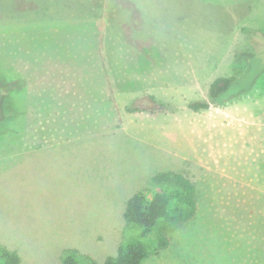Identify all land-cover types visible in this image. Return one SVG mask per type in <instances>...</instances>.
I'll return each instance as SVG.
<instances>
[{"label":"rangeland","instance_id":"374dc122","mask_svg":"<svg viewBox=\"0 0 264 264\" xmlns=\"http://www.w3.org/2000/svg\"><path fill=\"white\" fill-rule=\"evenodd\" d=\"M108 1L0 0V246L19 264H104L139 237L128 199L172 171L196 215L141 264H264V0Z\"/></svg>","mask_w":264,"mask_h":264},{"label":"trees","instance_id":"16d2710c","mask_svg":"<svg viewBox=\"0 0 264 264\" xmlns=\"http://www.w3.org/2000/svg\"><path fill=\"white\" fill-rule=\"evenodd\" d=\"M231 82L229 78L220 77L210 83L208 90L213 103H220L219 97L228 91ZM152 99L149 96V100ZM209 105L206 101H196L189 103L188 108L198 111L209 108ZM125 111L146 110L139 106H128L125 107ZM148 186L128 199L122 213L126 225L137 230L139 237L119 246L117 254L106 257L104 264H141L148 256L156 255L169 246L166 235L168 231L195 217L197 211L195 188L183 175L172 171L161 172L151 178ZM150 187L155 190L151 191ZM147 238L155 240V247L152 250H148L146 243L143 242ZM19 263L20 257L16 251L0 246V264ZM62 264H94V261L87 255L71 250L65 255Z\"/></svg>","mask_w":264,"mask_h":264},{"label":"crops","instance_id":"0c3cea01","mask_svg":"<svg viewBox=\"0 0 264 264\" xmlns=\"http://www.w3.org/2000/svg\"><path fill=\"white\" fill-rule=\"evenodd\" d=\"M127 2H130L128 0H126ZM179 3H178V2ZM189 1H192V3H210V4H216V5H224V6H228V5H236L237 8H247V6L250 5L251 7V3L250 0H189ZM189 1L188 0H169V4H174V3H178V4H189ZM16 2L17 0H9V5L5 8V13H10V12H13L14 10H16ZM23 4H30V2H32V0H22ZM100 2V0H88V7L92 10V8L94 6H96L98 3ZM261 4H264V1L263 2H260ZM112 3L108 0H104V12L106 13H113L112 12V8H108L109 6H111ZM132 6H134L132 3H131ZM255 5V3L253 4V6ZM152 12L153 10L155 9L156 10V7H158V3H156L155 0L152 1ZM4 10V9H3ZM91 10H89L90 12H92ZM135 11V10H133ZM0 13H1V8H0ZM126 15H129L131 12H129L128 10L125 11ZM261 194V193H260ZM262 195L264 196V192L262 193ZM258 207H261L259 208V210L257 211H260V212H264V205H259ZM240 211H245L244 208H242L241 210V206H237V205H233V206H223L221 212H240ZM256 211V210H255ZM263 223V225H262ZM256 227V226H255ZM240 228H242V226H237V227H234V229H237L239 230ZM257 228L258 229H263L264 230V220L261 218L259 220V224H257ZM242 231L239 232L238 235L241 234ZM249 235H250V232H249Z\"/></svg>","mask_w":264,"mask_h":264}]
</instances>
